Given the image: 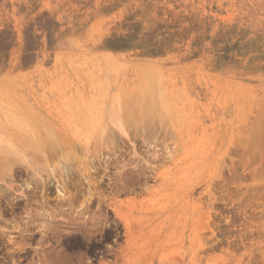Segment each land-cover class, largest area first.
<instances>
[{"label": "rangeland", "instance_id": "1", "mask_svg": "<svg viewBox=\"0 0 264 264\" xmlns=\"http://www.w3.org/2000/svg\"><path fill=\"white\" fill-rule=\"evenodd\" d=\"M0 149V264H264V0H0Z\"/></svg>", "mask_w": 264, "mask_h": 264}, {"label": "bare ground", "instance_id": "2", "mask_svg": "<svg viewBox=\"0 0 264 264\" xmlns=\"http://www.w3.org/2000/svg\"><path fill=\"white\" fill-rule=\"evenodd\" d=\"M148 85H149V84H148ZM155 90H156V89H155ZM142 93H143V92H142ZM144 95H145V93H144ZM147 96H149V95H147ZM142 97H144V96H142ZM145 98H146V96H145ZM114 99H115V98H114ZM147 99H148V97H147ZM147 99H146V100H147ZM133 100H134V98H133ZM152 100H153V99H152ZM140 101H142V100H140ZM131 102H132V101H131ZM151 102H152V101H151ZM163 102H164V100H163ZM139 104H140V103H139ZM144 104H145V103H144ZM152 104H153V103H152ZM140 105H141V104H140ZM146 105H148V104H146ZM149 105H150V104H149ZM132 106H133V105H132ZM134 106L136 107L135 104H134ZM150 107H151V105H150L149 107H147V111H149V112H151V109H152V108H150ZM126 108H127V107H126ZM143 108H144V107H143ZM143 108L141 107V109H143ZM91 109H92V108H91ZM113 109H114V108H113ZM113 109H112V111H113ZM129 109H130V108H129ZM136 109H138V108H136ZM144 109L146 110V106H145ZM144 109L142 110V112L144 111ZM148 109H149V110H148ZM115 110H116V108H115ZM163 110H164V109H163ZM116 111H117V110H116ZM116 111H115V112H116ZM147 111H146V112H147ZM152 111H153V109H152ZM88 112H89V111H88ZM109 112H110V111H109ZM133 112H134V111H133ZM133 112H132V113H133ZM137 113H138V112H137ZM159 113H160V112H159ZM109 114H110V113H109ZM113 114H115V113H113ZM139 114H140V113H139ZM143 114H144V112H143ZM143 114H142V115H143ZM118 115H119V114H118ZM140 115H141V114H140ZM142 115H141V117L146 116V113H145V115H143V116H142ZM149 115H151V113H150ZM158 115H159V114H158ZM114 116H115V115H114ZM134 116H135V114H134ZM154 116H155V115H154ZM154 116H153V117H154ZM91 118H92V116H91ZM110 118H113V117H110ZM110 118H109V119H110ZM148 118H149V116H148ZM157 118H158V117H157ZM140 119H141V118H140ZM120 122H121V121H120ZM114 125H115V124H114ZM43 130H44V129H43ZM27 133H28V132H27ZM136 133H137V132H136ZM111 134H112V133H111ZM51 136H52V135H51ZM49 139H50V138H49ZM59 139H60V138H59ZM3 140H4V139H3ZM62 141H63V140H62ZM39 142H40V141H39ZM248 142H249V141H248ZM54 143H55V142H54ZM62 143H63V142H62ZM49 144H52V143L49 142ZM52 145H53V144H52ZM60 145H62V144H60ZM65 145H68V144H65ZM44 146H45V145H44ZM55 146H57V145H55ZM27 147H28V149H29L30 147H31V149L34 148V146H31V144H30V146H29V142H28V146H27ZM32 147H33V148H32ZM53 147H54V145H53ZM53 147H52V149H53ZM2 148H3V147H2ZM0 150H2V149H0ZM4 150H5V149H4ZM8 150H9V149H8ZM34 150H35V148H34ZM59 150H60V149H59ZM5 151H6V152H10V150H9V151L5 150ZM47 151H48V150H47ZM60 151H61V150H60ZM70 151H71V150H70ZM3 152H4V151H3ZM53 152H55V151H53ZM46 153H47V152H46ZM67 153H68V152H67ZM0 154H1V153H0ZM4 154H5V153H4ZM12 154H13V153H12ZM12 154H11V155H12ZM52 154H53V153H52ZM56 154H57V153H56ZM1 155H2V154H1ZM5 155H6V154H5ZM24 155H25V154H24ZM47 155H48V154H47ZM64 155H65V154H64ZM67 155H68V154H67ZM69 155H70V154H69ZM69 155H68V156H69ZM3 156H4V155H3ZM7 156H8V155H7ZM9 156H10V154H9ZM13 156H14V155H13ZM56 156H57V155H56ZM68 156L66 157V155H65V156L63 157V158L65 159V161L68 160ZM11 158H12V157H11ZM0 161H1V160H0ZM2 161H3V160H2ZM5 162H6V161H5ZM15 162H17V161H15ZM29 162H30V161H29ZM49 162H50V161H49ZM80 162H81V161H80ZM32 163H33V162H32ZM59 163H60V162H59ZM1 165H2V164H1ZM1 165H0V166H1ZM4 167H5V166H4ZM33 167H34V166H33ZM1 168H2V169H1ZM50 168H51V167H50ZM0 169L3 170V167H0ZM36 169H37V168H36ZM1 170H0V171H1ZM6 170H7V169H6ZM50 171H51V170H50ZM61 171H63V169H62ZM5 173H6V172H5ZM41 174H42V173H41ZM140 174L142 175V173H139L138 176H140ZM3 175H5V174H3ZM53 176H54V175H53ZM0 177H1V176H0ZM33 178H34V177H33ZM69 180H70V179H69ZM38 181H39V180H38ZM40 182H41V181H40ZM40 182H39V183H40ZM31 183H32V182H31ZM41 183H42V182H41ZM33 184H34V183H33ZM27 185H28V184H27ZM37 185H38V184H37ZM41 185H42V184H41ZM40 187H41V186H40ZM11 188H12V187H11ZM33 190H34V189H33ZM74 190H75V189H74ZM33 195H34V194H33ZM42 197H43V196H42ZM72 197H74V195H72ZM34 198H35V197H34ZM47 198H48V197H47ZM70 198H71V197H69V199H70ZM71 199H72V201H73V198H71ZM71 199H70V200H71ZM38 200H39V199H38ZM74 200H75V198H74ZM29 201H30V200H29ZM32 201H34V200L32 199ZM30 202H31V201H30ZM10 203H11V202H10ZM71 203H72V202H71ZM71 203H69V204H71ZM29 204H30V203H29ZM44 204H46V202H42V205H44ZM62 204L65 205V204H67V203L64 202V203H62ZM57 205H58V204H57ZM60 205H61V204H60ZM60 207H61V206H60ZM61 208H62V207H61ZM15 209H16V208H15ZM37 210H38V209H37ZM57 210H58V209H57ZM9 211H10V210H9ZM44 212H45V211H44ZM51 213H52V212H51ZM28 215H29V214H28ZM33 216H34V215H33ZM52 216H53V215H52ZM40 217H41V216H40ZM28 218H30V217H28ZM28 218H27V219H28ZM31 218H32V216H31ZM33 218H34V217H33ZM30 220H31V219H30ZM32 220H33V219H32ZM32 220H31V221H32ZM29 224H30V223H29ZM26 225H27V224H26ZM32 226H33V225H32ZM25 230H26V229H25ZM27 233H28V232H27ZM30 234H31V233H30ZM27 238H28V237H27ZM8 241H9V240H8ZM14 243H15V242H14ZM9 244H10V243H9ZM9 246H10V245H9ZM15 246H16V244H15ZM17 246H18V245H17ZM10 249H11V250H14V249H12V247H11ZM18 250H19V249H18ZM14 251H15V250H14ZM20 251H21V250H20ZM20 251H19V252H20ZM48 254H50V253H48Z\"/></svg>", "mask_w": 264, "mask_h": 264}]
</instances>
